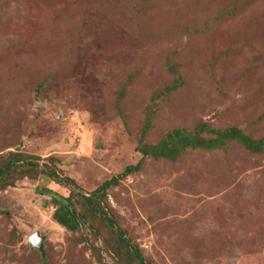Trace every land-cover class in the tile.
I'll use <instances>...</instances> for the list:
<instances>
[{"label":"rangeland","instance_id":"374dc122","mask_svg":"<svg viewBox=\"0 0 264 264\" xmlns=\"http://www.w3.org/2000/svg\"><path fill=\"white\" fill-rule=\"evenodd\" d=\"M200 123L264 137V0H0V164L38 166L0 190V264H124L100 220L70 232L40 191L70 194L49 171L88 194L139 162L102 206L148 264H264V152L139 151Z\"/></svg>","mask_w":264,"mask_h":264},{"label":"trees","instance_id":"16d2710c","mask_svg":"<svg viewBox=\"0 0 264 264\" xmlns=\"http://www.w3.org/2000/svg\"><path fill=\"white\" fill-rule=\"evenodd\" d=\"M234 11L235 9L232 7L231 14H234ZM217 20V16L208 18L205 23L206 27ZM186 30L187 33H197L190 26H187ZM166 66L168 69H171L173 76L179 73V69H182L180 64L171 58L167 60ZM243 68L246 69V64H243ZM180 78L179 76L175 82L169 83L164 93H171V91L176 90L179 86ZM129 83L130 81H126L120 85V90L117 93L119 99H123L127 95L129 91L127 85ZM150 126L151 122L148 119L145 133ZM204 135H208L209 137L205 138ZM144 139L145 137H143L142 141ZM229 141L239 143L252 153L260 154L264 152V137L254 138L244 133L237 126L217 129L208 123H200L192 130L185 127L175 128L169 131L160 142L156 144L145 143L139 148V151L142 153L143 158L152 157L154 159L176 161L188 149H223ZM34 167L38 166L33 161H30L28 156L25 157L21 153L16 152L8 153L6 162L0 164V190L14 186L15 180L17 179L26 178L27 176L30 177L29 175L33 173ZM141 167L142 162L127 167L122 174L105 181L100 187L88 194L84 193L71 178H63L56 171H49L46 175L47 177H45L50 181H56L60 185L71 188L70 194L65 196L50 188H42L40 194L51 198V205L55 206L52 217L60 226L75 233L84 224L90 221L100 220L101 223L110 229L112 234L117 236L118 245L116 249L118 253L125 256L126 261L124 264H148L139 246L135 245L131 238L127 237L126 231L120 226H117L116 220L112 216H109L102 206L103 201L107 197V191L116 186L121 178L139 171ZM35 174H33V177ZM73 187L75 189H72Z\"/></svg>","mask_w":264,"mask_h":264},{"label":"water","instance_id":"95a60500","mask_svg":"<svg viewBox=\"0 0 264 264\" xmlns=\"http://www.w3.org/2000/svg\"><path fill=\"white\" fill-rule=\"evenodd\" d=\"M43 240L44 238L40 236L38 232L32 234L29 237V242L31 243L32 247L37 248L38 250L42 252L43 255H45Z\"/></svg>","mask_w":264,"mask_h":264}]
</instances>
